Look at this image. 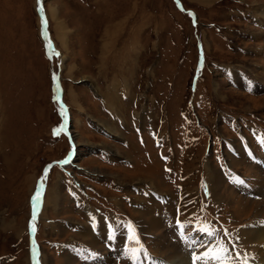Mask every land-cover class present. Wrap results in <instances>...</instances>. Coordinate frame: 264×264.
I'll return each instance as SVG.
<instances>
[{
    "label": "rangeland",
    "instance_id": "374dc122",
    "mask_svg": "<svg viewBox=\"0 0 264 264\" xmlns=\"http://www.w3.org/2000/svg\"><path fill=\"white\" fill-rule=\"evenodd\" d=\"M201 227L264 264V0H0V264H181Z\"/></svg>",
    "mask_w": 264,
    "mask_h": 264
},
{
    "label": "snow or ice",
    "instance_id": "6c2138e0",
    "mask_svg": "<svg viewBox=\"0 0 264 264\" xmlns=\"http://www.w3.org/2000/svg\"><path fill=\"white\" fill-rule=\"evenodd\" d=\"M39 2V0H38ZM191 15V13H189ZM57 134L54 132V135ZM238 183H242V181H236ZM40 196V193L37 192L36 196L33 197V200L35 201ZM35 218V215L33 219ZM178 227H182L180 225V222H177ZM32 231H35L34 225L31 227ZM195 231L203 236H207L210 239L207 241L204 240H193L189 244V247L192 248L194 246H199L201 248H204L205 251L198 253L197 251L193 250L191 252V264H230L233 257L231 252L229 251L226 244H223L222 241H215V243L212 242V239L216 233L215 231H209L207 228H196ZM181 235H183L181 233ZM225 236H228L229 234L227 231L224 233ZM132 237H130L131 239ZM228 243H231V241H228ZM139 250H134L132 253V256L130 257L133 261V264H136L135 257L137 255V252ZM232 251H235V246L233 245ZM236 259H239V254L236 255ZM242 264H247V258L245 257L242 261Z\"/></svg>",
    "mask_w": 264,
    "mask_h": 264
},
{
    "label": "bare ground",
    "instance_id": "6f19581e",
    "mask_svg": "<svg viewBox=\"0 0 264 264\" xmlns=\"http://www.w3.org/2000/svg\"><path fill=\"white\" fill-rule=\"evenodd\" d=\"M66 37H64V39H65ZM61 42V41H60ZM110 94H111V96H116V93H115V91H113L112 93L110 92ZM110 97V96H109ZM112 98V97H111ZM107 100V99H106ZM112 100H114V98H112V99H108L106 102H110V104L109 105H113V106H117V105H115L116 104V102H112ZM115 101V100H114ZM112 102V103H111ZM115 103V104H114ZM114 110H116V107H115V109ZM114 123V122H113ZM104 126V128H106V130L108 129L109 130V127H110V129L112 128V130H109V131H116L115 130V128L113 127V124L112 123H105V124H103ZM206 173V172H205ZM213 174V173H212ZM209 182H210V184H212V186L214 187V184H215V176L213 175H211V177H209ZM218 185V184H217ZM212 190H213V188H212ZM213 192V191H212ZM54 192H52L51 190L47 193V196H49V199L50 200H52V201H54V199H52L54 196ZM213 195H215V193L213 194ZM218 196V195H217ZM56 204H54V203H51V205H50V207H51V209L53 210L54 209V206H55ZM57 206V205H56ZM258 238V237H257ZM262 238L264 239V234H262ZM187 254V253H186ZM260 254L262 255V254H264V247L262 248V251L260 252ZM188 255V254H187ZM176 259V258H175ZM178 260V259H177ZM173 262V261H172ZM180 262V261H179ZM162 264H164V263H162ZM165 264H171V263H165ZM173 264V263H172ZM176 264V263H175ZM179 264V263H178ZM181 264H191V258H190V255H189V257H187L186 259H184L183 261H182V263Z\"/></svg>",
    "mask_w": 264,
    "mask_h": 264
}]
</instances>
